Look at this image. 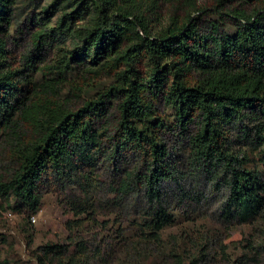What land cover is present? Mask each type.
<instances>
[{"label":"trees","instance_id":"1","mask_svg":"<svg viewBox=\"0 0 264 264\" xmlns=\"http://www.w3.org/2000/svg\"><path fill=\"white\" fill-rule=\"evenodd\" d=\"M18 2L0 0V134L10 133L8 156L15 164L12 178L0 182L1 195L12 193L37 212L44 190L60 182L70 188L79 177L80 192L92 196L101 189L98 166L107 161L122 174L109 189L111 200L137 196L146 207L137 233L159 242L174 219L170 193L178 201L188 197L174 138L189 149L195 173L227 189L224 219L264 223V0H52L39 18L34 44L42 48L45 39L64 36L74 47L53 68L61 75L44 89L10 63ZM209 12L216 19L203 24ZM52 14L56 25L43 29ZM223 18L233 22V33L223 29ZM75 64L86 75L76 87L81 99L97 77L114 78L77 108L60 91ZM253 146L262 148L261 166L247 154ZM126 163L131 167L122 173ZM94 200L69 205L75 217L68 222L70 233L85 229L88 219L79 217L94 214ZM69 238L68 244L45 246L39 261L106 260L102 250ZM247 248L260 256L264 240ZM169 257V264H196L180 254ZM232 264L250 260L242 256Z\"/></svg>","mask_w":264,"mask_h":264},{"label":"rangeland","instance_id":"2","mask_svg":"<svg viewBox=\"0 0 264 264\" xmlns=\"http://www.w3.org/2000/svg\"><path fill=\"white\" fill-rule=\"evenodd\" d=\"M51 2L19 0L8 44L13 68L23 71L22 77L33 80L42 89L51 78L57 79L61 75L55 73L57 69L53 68L65 50L74 47L73 40L64 36L45 39L42 48L35 46V34L42 28L39 18L45 17L43 9ZM169 12L168 8H164L163 13ZM57 18L53 14L48 20L45 18L43 23L50 24L43 29L54 27ZM214 19L216 17L210 14L203 18L202 23ZM222 20L223 29L233 33V22L227 18ZM49 67L53 70H48ZM64 77L67 80L60 85L61 99L67 100L68 105L74 108L97 95L114 80L111 76L97 77L81 94V99L76 87L86 77L83 69L75 64ZM161 111L173 115L171 109L162 105ZM11 141L10 133L0 134V182L9 181L14 172L15 164L11 163L8 156L12 148ZM171 146L176 148L175 154L184 162L181 170L184 177L182 190L186 191L189 198L178 201L174 192L170 193L168 201L173 202L171 212L174 219L162 230L159 242L142 239L144 237L137 233L138 223L146 210L137 196H126L122 202L111 200L109 189L120 180L122 174L107 161H101L95 174L100 180L101 189L92 196L88 195L89 198H95L97 209L94 214L87 213L79 217L82 222L88 219L85 229L80 232L70 233L68 230L69 220L75 218L70 213L72 210L69 205L74 206L88 197L80 192L79 177L75 178L76 182L70 188H65L60 182L44 190L37 212H31L12 193L0 194V264H42L39 256L44 247L68 244L69 237L72 241H85L92 251L102 250L106 260L100 264H169L173 260L169 254H180L187 262L195 259L196 264H232L242 256H247L250 264H264V253L258 256L247 248V244L258 248L264 240V223L224 219L221 213L227 189L220 184L215 185L217 180L207 177V174L192 170L188 161L190 151L185 144H179L173 138ZM237 146L238 151L244 150L243 145L237 143ZM246 151L253 165L261 163L262 148L247 147ZM126 166L131 167L130 164H124L122 173ZM138 249L143 255L142 259L137 258ZM108 252L110 254L107 256ZM50 264L60 263L53 260ZM93 264H99V261L94 260Z\"/></svg>","mask_w":264,"mask_h":264}]
</instances>
